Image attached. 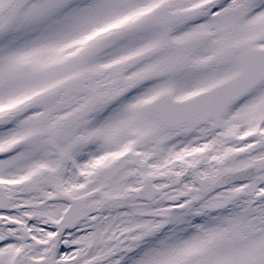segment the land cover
I'll return each instance as SVG.
<instances>
[{"label": "snow or ice", "instance_id": "snow-or-ice-1", "mask_svg": "<svg viewBox=\"0 0 264 264\" xmlns=\"http://www.w3.org/2000/svg\"><path fill=\"white\" fill-rule=\"evenodd\" d=\"M0 264H264V0H0Z\"/></svg>", "mask_w": 264, "mask_h": 264}]
</instances>
